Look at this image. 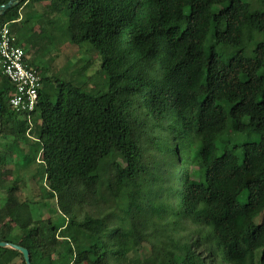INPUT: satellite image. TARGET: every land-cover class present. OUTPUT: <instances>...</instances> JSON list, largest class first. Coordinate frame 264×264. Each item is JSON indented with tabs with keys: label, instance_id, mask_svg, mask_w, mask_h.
Masks as SVG:
<instances>
[{
	"label": "trees",
	"instance_id": "trees-1",
	"mask_svg": "<svg viewBox=\"0 0 264 264\" xmlns=\"http://www.w3.org/2000/svg\"><path fill=\"white\" fill-rule=\"evenodd\" d=\"M36 3L104 82L43 76L28 117L0 74V241L32 264H264V0H20L0 22ZM37 164L61 226L21 196Z\"/></svg>",
	"mask_w": 264,
	"mask_h": 264
},
{
	"label": "rangeland",
	"instance_id": "rangeland-1",
	"mask_svg": "<svg viewBox=\"0 0 264 264\" xmlns=\"http://www.w3.org/2000/svg\"><path fill=\"white\" fill-rule=\"evenodd\" d=\"M31 6L32 4L21 10L22 21L17 22L19 24L15 34L20 44L26 49L29 59L34 60L41 68L42 75L52 77L54 83L56 79H74L78 85L91 81L92 86H99L100 84L102 86L104 79L97 74L102 57H98L89 71L79 74L84 56L80 48L70 44L63 36L64 21L60 20L55 26L53 25V5L51 3H36L33 7ZM25 20L27 22H24ZM14 127L15 125L8 124L5 131L7 136L0 138V155L8 156L7 165L0 172V177H11L15 158L11 155L12 137L9 134ZM41 166V164H37L35 167H30V173L27 172V186L22 190L21 196L30 199L31 202H42L37 207H32L35 217H39L40 214L51 216L56 224L61 226L65 223V218L56 211L55 202L45 201L44 197L41 196L42 191L37 177L38 171L42 168ZM16 173L17 171L13 172L12 176H16ZM34 205L32 203V206ZM8 228V231L13 230V228ZM9 255L3 257L0 264H8L12 259ZM19 261L16 264H19Z\"/></svg>",
	"mask_w": 264,
	"mask_h": 264
},
{
	"label": "built area",
	"instance_id": "built-area-1",
	"mask_svg": "<svg viewBox=\"0 0 264 264\" xmlns=\"http://www.w3.org/2000/svg\"><path fill=\"white\" fill-rule=\"evenodd\" d=\"M0 74L14 88L10 95V107L30 117L39 102L43 75L30 64L26 49L12 32V22H0Z\"/></svg>",
	"mask_w": 264,
	"mask_h": 264
},
{
	"label": "water",
	"instance_id": "water-1",
	"mask_svg": "<svg viewBox=\"0 0 264 264\" xmlns=\"http://www.w3.org/2000/svg\"><path fill=\"white\" fill-rule=\"evenodd\" d=\"M19 3H20V0H12L5 5H1L0 6V16L4 15L6 13V11L9 10L10 8L18 6ZM1 108H2V105L0 103V111H1ZM1 126H2V124H1V118H0V130H1ZM0 248H8V249H12L15 251H19L23 255L25 263L26 264H32L30 253L26 248H23V247L16 245V244H10L7 242H3V241H0Z\"/></svg>",
	"mask_w": 264,
	"mask_h": 264
}]
</instances>
